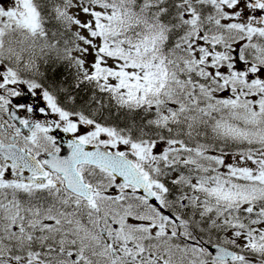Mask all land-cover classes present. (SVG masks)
Listing matches in <instances>:
<instances>
[{"label": "snow or ice", "instance_id": "1", "mask_svg": "<svg viewBox=\"0 0 264 264\" xmlns=\"http://www.w3.org/2000/svg\"><path fill=\"white\" fill-rule=\"evenodd\" d=\"M0 264H264V0H0Z\"/></svg>", "mask_w": 264, "mask_h": 264}]
</instances>
